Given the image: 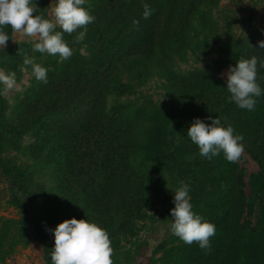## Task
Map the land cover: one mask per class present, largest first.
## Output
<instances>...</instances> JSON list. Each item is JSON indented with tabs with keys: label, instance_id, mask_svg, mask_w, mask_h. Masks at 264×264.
I'll use <instances>...</instances> for the list:
<instances>
[{
	"label": "trees",
	"instance_id": "trees-1",
	"mask_svg": "<svg viewBox=\"0 0 264 264\" xmlns=\"http://www.w3.org/2000/svg\"><path fill=\"white\" fill-rule=\"evenodd\" d=\"M40 1L46 5L50 0ZM209 1L213 0H85L82 7L95 18L83 38L91 54L82 57V64L57 75L52 84L57 93L51 101L36 99L42 90L37 85L29 90L31 95L1 109L2 129L21 135L32 131L37 136L32 145L21 142L15 148L34 157L31 163L13 156L14 148L4 140L0 172L12 176L20 192L33 196L28 204L39 216L46 217L51 210L50 217L94 222L108 232L111 245L121 250L122 242L137 235L138 222L148 218L149 209L163 194L166 169L176 161L192 159V210L215 225V235L207 250L197 243L186 245L178 237L172 247L159 244L163 251L159 264H231L243 248L251 264H264V67L260 66L264 48L258 44L264 36L230 43V50L241 52V59L255 56L258 60L256 79L262 93L255 97L252 111L230 101L226 81L216 74L220 70L210 68L195 73L196 91L183 92L161 106L155 103L143 121L133 117L138 108L135 102H107L109 96L126 94L131 80L141 86L151 69L173 72L170 64L175 56L198 51L203 43L200 33L208 41L210 21L199 14ZM144 5L149 6L147 18ZM3 31L10 41L11 27ZM76 35L64 33L63 38L75 43ZM232 55L225 63L235 66L239 60ZM18 61L13 48L0 51V66L10 72L20 71ZM66 90L68 95H64ZM80 109L82 114L72 118ZM217 116L222 126L235 120L247 134V144L259 164L250 177L249 196L242 189L238 162H228L222 152L211 159L201 156L187 136L196 118L211 124L209 117ZM46 171L51 182L40 183L37 175ZM68 208L76 214L63 218ZM246 214L255 216V222L245 220ZM23 236L22 219L0 217V262Z\"/></svg>",
	"mask_w": 264,
	"mask_h": 264
},
{
	"label": "rangeland",
	"instance_id": "rangeland-1",
	"mask_svg": "<svg viewBox=\"0 0 264 264\" xmlns=\"http://www.w3.org/2000/svg\"><path fill=\"white\" fill-rule=\"evenodd\" d=\"M180 1L186 3L188 0ZM193 1L200 2V0ZM34 2L38 6L35 15H41L49 19L52 18L51 10L55 6V0H50L46 5H40V0H34ZM210 3L199 14L201 17L205 14L210 21V26L206 33L208 36L207 42L203 40L205 34L200 33L199 40L203 41V43L197 47L198 51L188 50L184 54L180 53L175 56L174 61L170 64L173 72L151 69L148 73L146 83L141 86H139L136 79H133V82L131 80L129 83L132 86L127 90L126 94L118 98L109 96L107 97V102L111 103L116 99L135 102L138 108L134 110L133 117L135 120L143 121L147 119L148 113L155 103L157 106H161L171 102L173 97L182 95L183 92L196 91L194 78H196L195 73L199 72L198 70L210 68L214 72L218 69L220 71L216 74L222 80L226 81L227 77L225 74L232 65L226 64L225 60L232 53H234L237 60L241 59V52L236 49L233 52L230 50L232 48L230 45L231 41L233 39L236 41L237 39L243 38L250 42L251 40H257L264 36V0H213ZM203 21H205L204 18ZM57 30H60L59 27ZM35 42L33 38L13 32L10 41L7 42V46L5 48L0 47V51L13 48V51L19 54L17 68L20 70L15 74L17 88L6 91L5 86L0 84V98L2 102L0 103V117L2 105L8 104L10 108L13 104L21 101L23 97L31 95L29 90H32L34 86L36 88L37 85H42V90L36 94V99L45 102L51 101L50 98H53L57 93L56 89L52 86L57 79V75L64 74L72 65L82 64V57L91 54L88 43L84 42V39L79 43L66 42L65 40L73 52L71 57L64 61H61L58 56H52L46 53L41 54L34 51L33 44ZM25 56L34 59L36 63L48 69L47 83L35 79L32 75L31 65L26 66L23 63ZM0 70H3L5 73L10 72L3 66H0ZM82 76L83 74L80 78ZM77 90H79V87H77ZM68 93L66 90L64 95H68ZM65 99L67 97L63 96L64 101ZM80 114H82L81 109L71 117H75L76 119ZM58 119L60 120V117ZM228 125L233 127L234 134H242L244 138L241 141L244 145V151L237 162L239 172L241 173L242 189L245 195L249 196L251 193L250 177L259 170V164L247 144L245 130L235 120L229 121L227 123ZM4 140L9 143L10 148H14L11 151L13 156L27 163L34 161V157L15 150L21 142L24 145H32L37 141V136L32 131L25 132L23 135L19 134L16 130L5 131V129H2V121L0 118L1 163L2 142ZM194 165L195 163L192 159L184 158L183 160L176 161L175 165L166 169V185L163 194L160 195L156 206L149 209L148 218L138 222L137 235L133 236L131 241L124 240L121 245V250L117 251L111 245L113 249V264L160 263V256H162L163 251L158 245L164 244L166 247H172L174 245L173 243L177 242L174 239L177 237L173 235L170 228L173 222L170 210L175 206L173 202L174 191L181 186V182L187 184L189 187L190 203L192 204L194 201ZM11 177L2 175L0 172V217L22 219L24 236L23 241L0 264H49L51 252L54 248V232L51 230L55 229L63 219L50 217L51 210L47 213L46 217L39 216L32 209V206L28 204L33 196L20 192ZM37 178L40 183L51 182V176L48 171L38 174ZM65 210L67 211L63 213V218H68L70 215L76 214V211L72 208ZM245 220H250L253 223L256 217L246 214ZM231 264H251L249 253L243 248L240 256L236 257Z\"/></svg>",
	"mask_w": 264,
	"mask_h": 264
},
{
	"label": "clouds",
	"instance_id": "clouds-1",
	"mask_svg": "<svg viewBox=\"0 0 264 264\" xmlns=\"http://www.w3.org/2000/svg\"><path fill=\"white\" fill-rule=\"evenodd\" d=\"M85 0H55L51 19L35 15L38 7L34 0H0V47L5 48L9 35L3 29L10 26L13 32L33 38L34 51L41 54L58 56L61 61L72 55V48L63 38L64 33H77L75 43L83 40L87 26L94 21L89 11L82 7ZM145 7V18L150 15L149 6ZM59 27L60 30H57ZM78 29L84 31L77 32ZM15 41V40H14ZM264 48V40L259 41ZM24 65H31L32 75L37 81L47 83L48 69L25 56ZM257 57L240 59L225 74L226 87L231 94L229 99L241 109L252 111L256 106L255 97L262 93L257 83ZM264 67V61L260 63ZM0 84L5 90L17 88L14 72L0 70ZM211 124L196 118L187 130V136L198 146L199 154L211 159L221 152L230 163L242 156L244 145L242 134H234L231 125L222 126L220 118L209 117ZM174 208L170 210L173 222L170 225L173 235L186 245L197 243L201 249H210V239L215 235V225L194 213L190 203L189 187L181 182L174 191ZM54 232V248L51 252L52 264H113V249L108 232L94 222L72 217L60 222Z\"/></svg>",
	"mask_w": 264,
	"mask_h": 264
}]
</instances>
